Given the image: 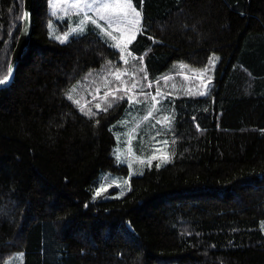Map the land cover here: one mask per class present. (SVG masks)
Masks as SVG:
<instances>
[{
    "label": "trees",
    "instance_id": "trees-1",
    "mask_svg": "<svg viewBox=\"0 0 264 264\" xmlns=\"http://www.w3.org/2000/svg\"><path fill=\"white\" fill-rule=\"evenodd\" d=\"M132 3L144 31L131 48L153 75L218 56L214 89L169 100L173 160L130 176L112 129L125 104L89 118L67 96L119 52L94 30L50 37L49 0H34L30 43L0 88V264L18 251L24 264H264V0ZM23 11L0 0V79ZM104 172L130 176L122 196L93 198Z\"/></svg>",
    "mask_w": 264,
    "mask_h": 264
},
{
    "label": "rangeland",
    "instance_id": "rangeland-1",
    "mask_svg": "<svg viewBox=\"0 0 264 264\" xmlns=\"http://www.w3.org/2000/svg\"><path fill=\"white\" fill-rule=\"evenodd\" d=\"M54 2H57V0H49V11L51 14L49 22V36L55 39L56 36L63 35L65 31L69 30L71 27L77 26L78 19L74 15L71 16L70 20L58 19L57 15H53L54 9L52 4ZM89 14L94 16V13L90 12ZM104 27L107 28V25L105 24ZM92 30H94L93 27L91 25H87L86 33ZM96 32L105 41L112 45L113 42L110 39L103 37L98 33V31ZM129 50L135 57H137L136 60L133 61L129 58V64L126 66L124 65L123 61L120 60L119 54L118 60H109L105 62L100 68L93 69L85 73L80 80L70 87L68 93H71L73 98L72 101L76 99H80L82 103L84 101H88L90 102L88 106L92 107L94 112H99L100 110L95 108L96 103H100L102 107L106 106L105 101L99 97H103L104 93L108 91L109 88L116 87V81L114 77L107 75L109 63L111 64L113 70L119 69L120 71H124L127 68L128 71L135 72V79L141 81V83L144 85L143 91L149 94V97L156 94L157 87L159 88V91L163 93L162 96L157 97V99L160 101V103L157 105V110L153 111L152 117L147 120H145L144 117L147 115V111L152 104L150 98L145 102L144 97L140 96L138 99L141 100V103H133L130 105L126 98L124 100L113 101L111 96L108 97L107 102L112 103V107L109 109H113L120 106L121 104H125L121 116L112 124V129L116 133L117 137L115 154L118 162L127 164L130 168V176H132L142 174L147 167L152 165L154 161L164 164L163 158L165 156L170 157V161L173 160L175 156V152L173 151V128L175 125V112L173 111L174 108L171 109L169 100L174 97L204 96L196 95V93L205 91L203 84L206 82V76L209 75L212 79L210 84H208L207 92L210 94V91L214 89V71L219 59L216 60L214 66L210 64V66L200 70L189 69L188 72L182 71L178 76H167L165 74L156 80L159 82L158 85L157 82L151 81L153 87L149 88L147 87V83L149 82V70L145 63L144 56H136L130 47ZM142 67L146 69L147 80L143 79L144 74L139 71V69ZM206 68L209 70L205 73L204 70ZM200 73H204L205 80L203 82L201 79H198V74ZM104 77H107L108 81L110 82L108 88H106L104 85ZM164 77H168L169 79L165 81L163 79ZM126 79L130 83L133 80V77L129 76L126 77ZM97 88L100 89V92L98 98L94 100L93 97L97 96ZM189 92L193 93V95H189ZM120 94L122 93H118L117 95ZM165 117L168 119L165 120ZM169 125H172V129ZM133 129H135L134 132ZM127 140H130L131 143L126 144L125 141ZM165 141L167 143H165ZM154 155L157 157V159H152ZM149 161H151V163H149ZM130 176L114 172H104L101 175V185H113L116 187V191L103 197L112 198L122 196L128 189ZM126 181L127 183H125ZM110 188L111 187H109L108 190ZM25 258V251H18L12 257L7 259L4 264H24Z\"/></svg>",
    "mask_w": 264,
    "mask_h": 264
},
{
    "label": "snow or ice",
    "instance_id": "snow-or-ice-1",
    "mask_svg": "<svg viewBox=\"0 0 264 264\" xmlns=\"http://www.w3.org/2000/svg\"><path fill=\"white\" fill-rule=\"evenodd\" d=\"M52 7L54 9L53 15H57L58 19L70 20L73 15L78 19L77 26L71 27L69 30L65 31L63 35L55 37V39L59 42L67 43L70 39L86 34L87 25H91L100 35L113 42L111 46L119 52L120 60L123 61L124 65L127 66L129 64V58L133 61L137 59V57H135L129 50L128 46L133 42V40H135L138 33L144 31L141 27L143 17L141 12L133 5L132 0H57V2L52 4ZM90 12L94 13V16L90 15ZM23 19L27 22V20L30 19V14L25 12ZM105 24L107 25V28L104 27ZM218 59V57H212L210 59V64L214 66L216 60ZM184 67L186 66L181 64V68ZM208 70L209 69L206 68L204 72L206 73ZM12 71L13 69L9 67L8 75L0 79V85H6L9 83ZM139 71L144 74L143 79L147 80L146 69L142 67ZM107 75L114 77L116 87L109 88L108 91L104 93L103 97H99L105 101L106 106L102 107L100 103H96V109L106 113L109 108L112 107V103L107 102L109 96L113 98V101L124 100L126 98L130 105L133 103H141V100L138 99V97L142 96L144 97L145 102L149 98L152 101L144 119L147 120L152 117L153 111L157 110V105L160 103L157 97L163 95V93L159 91L158 87L156 94L149 97V94L143 91L144 85L141 81L135 79V72H130L127 68L124 71H120L119 69L113 70L110 63L107 69ZM129 76L133 77V80L130 83L126 79V77ZM163 79L167 81L169 78L164 77ZM198 79H201L203 82L205 80L204 73L198 74ZM211 79L210 75L206 76V82L203 84L205 91L197 92L196 95H208L207 87L208 84H210ZM109 83L110 82L107 77H104V85L106 88H108ZM158 84L159 82H157V85ZM147 87H153L151 81L147 83ZM99 92L100 89L97 88V96L93 97L94 100L98 98ZM118 93L122 94L117 95ZM188 94L193 95L191 92ZM67 96L69 100L73 99L71 93H68ZM73 103L79 108L81 113H84L89 118H93L97 115V113L93 111L92 107L88 106L90 102L84 101L82 103L80 99H76L73 100ZM164 119L167 120L168 118L165 117ZM96 123L98 124L99 121L97 120ZM197 127L199 126L197 125ZM134 131L135 129H133V132ZM125 143L130 144L131 141L127 140ZM165 143L167 142L165 141ZM152 159H157V157L154 155ZM163 162H170V157L165 156L163 158ZM149 163H151V161H149ZM125 183H127V181ZM112 186L113 185L110 184L101 185L96 189L93 198L95 199L96 197H99L103 192H106L108 188Z\"/></svg>",
    "mask_w": 264,
    "mask_h": 264
},
{
    "label": "water",
    "instance_id": "water-1",
    "mask_svg": "<svg viewBox=\"0 0 264 264\" xmlns=\"http://www.w3.org/2000/svg\"><path fill=\"white\" fill-rule=\"evenodd\" d=\"M33 10H34V0H24L23 16L24 13L27 12L30 14V19L27 20V22H25V20L22 19V30L17 45L15 47V50L12 54L10 66H9L13 69V71L9 79V83H7L6 85H0V88L8 87L12 85V83L14 82L16 71L22 60L24 52L27 49L31 40L32 28H33V21H32Z\"/></svg>",
    "mask_w": 264,
    "mask_h": 264
},
{
    "label": "crops",
    "instance_id": "crops-1",
    "mask_svg": "<svg viewBox=\"0 0 264 264\" xmlns=\"http://www.w3.org/2000/svg\"><path fill=\"white\" fill-rule=\"evenodd\" d=\"M137 9V8H136ZM142 14V13H141ZM142 17H143V15H142ZM141 27L143 28V20H142V23H141ZM142 33V32H141ZM140 33H138L137 35H136V38L138 37V35H139ZM136 38H135V40H136ZM135 40H133V42L135 41ZM133 42L130 44V49L132 50V48H131V46H132V44H133ZM134 54L136 55V56H141V55H138L137 53H135L134 52ZM144 60H145V63H146V65H147V61H146V58L144 57ZM181 64H183V65H185L186 67H184V68H181ZM189 69H192V68H190V65H187L186 63H184V62H173L171 65H170V67H169V69L166 71V73H164L163 75H167V76H171V75H173V76H178V75H180L181 74V72L182 71H185V72H188V70ZM148 70H149V68H148ZM162 75V76H163ZM162 76H160V77H162ZM160 77H158V78H156L155 77V75H153V73L149 70V81H154V82H157L156 80H158ZM205 96V95H204ZM184 97V96H183ZM187 97V96H186ZM174 98H177V97H174ZM176 101V100H175ZM172 126V125H171Z\"/></svg>",
    "mask_w": 264,
    "mask_h": 264
}]
</instances>
